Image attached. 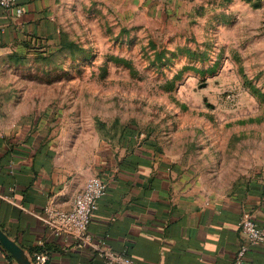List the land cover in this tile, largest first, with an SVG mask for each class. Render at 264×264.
Listing matches in <instances>:
<instances>
[{"label": "rangeland", "instance_id": "rangeland-1", "mask_svg": "<svg viewBox=\"0 0 264 264\" xmlns=\"http://www.w3.org/2000/svg\"><path fill=\"white\" fill-rule=\"evenodd\" d=\"M213 5L54 0L57 40L0 58V106L69 165L131 135L159 143L197 190L228 192L264 166V30L252 14L225 24Z\"/></svg>", "mask_w": 264, "mask_h": 264}, {"label": "crops", "instance_id": "crops-1", "mask_svg": "<svg viewBox=\"0 0 264 264\" xmlns=\"http://www.w3.org/2000/svg\"><path fill=\"white\" fill-rule=\"evenodd\" d=\"M208 1L218 6L225 24L250 23V14L262 22L264 16L261 0ZM57 38L54 0H17L13 8L0 10V58ZM20 119L0 106V227L31 255L43 253V264H103L91 247L55 236L40 219L46 207L69 209L96 175L105 179L107 194L88 233L136 264H264V243L247 246L239 230L244 214L264 226V166L248 165L255 174L211 196L180 175L153 140L127 135L118 145L100 144L86 163L69 165L46 131ZM242 247L247 248L239 257ZM9 260L0 245V264Z\"/></svg>", "mask_w": 264, "mask_h": 264}, {"label": "built area", "instance_id": "built-area-1", "mask_svg": "<svg viewBox=\"0 0 264 264\" xmlns=\"http://www.w3.org/2000/svg\"><path fill=\"white\" fill-rule=\"evenodd\" d=\"M264 4V0H261ZM17 0H0V10L13 8ZM20 13V9H17ZM264 30V16L261 22ZM107 194V183L101 176L89 178L82 190L74 197L69 209L46 207L44 215L40 217L42 224L55 236L72 238L77 246H89L99 257L103 264H136L135 261L124 252H116L101 242L95 241L88 233V225L93 212L97 209L98 202ZM239 230L245 239L247 246L264 243V226H260L249 214H244L239 222ZM247 247L239 250L240 257ZM33 264H43L46 256L41 252L31 255ZM9 260L8 264H12Z\"/></svg>", "mask_w": 264, "mask_h": 264}, {"label": "water", "instance_id": "water-1", "mask_svg": "<svg viewBox=\"0 0 264 264\" xmlns=\"http://www.w3.org/2000/svg\"><path fill=\"white\" fill-rule=\"evenodd\" d=\"M0 245L17 264H33L31 254L0 227Z\"/></svg>", "mask_w": 264, "mask_h": 264}, {"label": "trees", "instance_id": "trees-1", "mask_svg": "<svg viewBox=\"0 0 264 264\" xmlns=\"http://www.w3.org/2000/svg\"><path fill=\"white\" fill-rule=\"evenodd\" d=\"M2 170V168H0V171ZM127 255V254H126Z\"/></svg>", "mask_w": 264, "mask_h": 264}]
</instances>
